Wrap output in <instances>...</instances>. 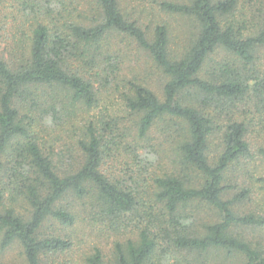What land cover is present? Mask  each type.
Instances as JSON below:
<instances>
[{"label": "trees", "instance_id": "16d2710c", "mask_svg": "<svg viewBox=\"0 0 264 264\" xmlns=\"http://www.w3.org/2000/svg\"><path fill=\"white\" fill-rule=\"evenodd\" d=\"M93 1V15L81 0H14L16 10L8 8L5 18L0 9V250L18 245L19 264H67L55 258L78 245L63 230L78 222L73 197L85 207L90 198L92 220L107 230L119 232L135 219L134 237L116 242L111 259L94 247L86 264H264V249L244 233L264 228L259 202L246 182L230 183L256 160V148L264 156V0L161 3L196 22L181 54L171 50L166 25L150 36L123 12L122 0ZM8 25L15 47L6 57L1 32ZM112 33L134 39L167 76L163 99L143 80L125 81L121 112L134 117L133 126L123 128L109 108L99 119L86 118L77 159L58 162L45 134L71 122L77 108L97 107L99 79L104 88L110 75L117 79L110 71L120 55L101 48ZM219 51L228 56L210 63ZM167 118L181 126L176 162L149 183L127 131L143 140ZM125 149L138 169L120 179L105 167ZM194 205L212 215L202 221L188 213ZM52 223L63 233H53Z\"/></svg>", "mask_w": 264, "mask_h": 264}, {"label": "rangeland", "instance_id": "374dc122", "mask_svg": "<svg viewBox=\"0 0 264 264\" xmlns=\"http://www.w3.org/2000/svg\"><path fill=\"white\" fill-rule=\"evenodd\" d=\"M170 1L175 3H189V0H122L121 7L124 13L140 21L144 27H147L150 36L157 25H166L170 32L171 50L175 54H181L186 46L190 44L191 39H193L197 25L193 19L169 13L161 7V3ZM81 2L82 9H88L92 12V15L95 14L93 11V7L95 6L93 0H81ZM88 4H90V6ZM15 5L14 0H0L2 16L5 18L8 8L16 10ZM22 15L23 14H20L19 16ZM19 20L28 23L24 16L20 17ZM9 26L10 25H8L5 31L3 30L1 32V47L6 51V57L10 55L9 51L15 47V42L13 43L12 41V32L15 31ZM28 27L29 26H25V29L27 30ZM21 35L22 33L17 34V39ZM24 40L26 41L25 38ZM101 48L103 51L110 50L109 53L117 52L118 55H120V58L114 55L116 61H112L114 67H111L110 71V74H115L117 79H113L109 74L111 83L107 88L101 86L104 80L99 79L97 87L102 89V95L99 97L100 100L97 107L91 110L77 108L72 115L73 118L71 122L60 127L55 126L56 128H53L45 134V138L51 143H54L56 148L57 156L55 160L66 165L77 159L79 155L76 142L81 134L84 133L83 121L86 118L92 117L95 120L99 119L106 113L107 108H109L111 112L116 111L114 112L116 115L120 114L119 116H121V119L126 122L123 128L128 129L133 126L134 117L130 120L132 115L127 112L125 108L121 112L126 93L124 86L125 81L135 78L143 80L152 91L163 99L167 76L157 67L149 53L141 48L134 39L123 34L112 33L101 43ZM227 56L228 55L224 51H219L211 56L212 59L210 63L213 59L214 61H221ZM105 77L106 76H104V79ZM61 106L59 109H61ZM132 120L133 122H131ZM180 127L179 121H172L167 118L165 121L155 125L149 135L143 140L138 138L135 130L132 129L127 131L129 137L126 143H128L129 149L138 152L144 160V162H140L142 167L147 169L143 171L145 181L148 180V182L151 183L152 177L155 174L164 173L176 162L175 153L181 131ZM251 138L258 146L259 142H256V137L252 136ZM217 143L218 140L215 141L212 154H215L217 150ZM129 149L122 150V154L118 160L114 155L106 163L105 168L120 179L124 177L129 170L138 169L131 160L133 154L128 152ZM258 151V148L254 150L256 160L247 164L245 168H242L240 174L238 173V180L230 181V183L243 182L245 184L246 182L253 191V199L259 202V209L262 210L261 214L264 215V156H261ZM145 154H148L150 157L149 160L144 156ZM147 161L149 162L147 163ZM90 201V198L86 199L85 207L82 202L76 199L74 201L73 197L69 198V203H74L77 206L78 222L71 229L66 228L63 230L66 234H69V231H71L73 235L72 239L74 241L77 239L78 245L74 246L71 251L56 257L55 259H58V261H65L67 264H86L85 254L91 252L94 247H99L106 256V260H108L113 256L116 242L124 243L129 237H134L131 233L134 232L136 227L134 222L135 219L131 217L133 220L125 221L123 223L124 228H121L119 232L107 230L108 228L102 221L95 222L92 220L96 212L93 213ZM82 205L86 208L85 210L83 208L81 210ZM243 205L246 204L244 203ZM23 206H25L24 203ZM189 212L199 214L202 221L209 219L208 215H212L209 208L203 206L196 207V205L190 207L188 209V213ZM51 225V231L53 233H63L62 226L59 223H52ZM244 233L251 242L260 244L262 249H264V228L247 229ZM23 261L22 249L18 245H14L5 251L0 250V264H19L23 263ZM221 262H223V264H240L239 261L232 259Z\"/></svg>", "mask_w": 264, "mask_h": 264}, {"label": "clouds", "instance_id": "9594fccd", "mask_svg": "<svg viewBox=\"0 0 264 264\" xmlns=\"http://www.w3.org/2000/svg\"><path fill=\"white\" fill-rule=\"evenodd\" d=\"M50 122V121H49Z\"/></svg>", "mask_w": 264, "mask_h": 264}]
</instances>
